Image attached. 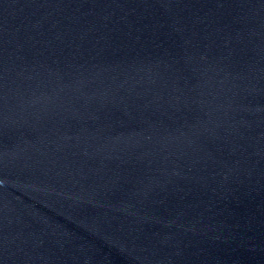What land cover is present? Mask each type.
I'll return each instance as SVG.
<instances>
[{
  "label": "water",
  "instance_id": "95a60500",
  "mask_svg": "<svg viewBox=\"0 0 264 264\" xmlns=\"http://www.w3.org/2000/svg\"><path fill=\"white\" fill-rule=\"evenodd\" d=\"M0 264H264V0H0Z\"/></svg>",
  "mask_w": 264,
  "mask_h": 264
}]
</instances>
